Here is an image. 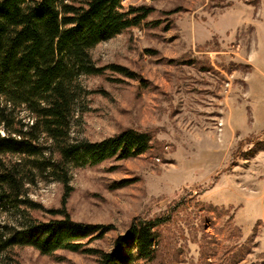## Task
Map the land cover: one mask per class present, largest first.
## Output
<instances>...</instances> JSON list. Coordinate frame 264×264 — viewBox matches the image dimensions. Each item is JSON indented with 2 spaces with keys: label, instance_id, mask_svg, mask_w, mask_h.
I'll use <instances>...</instances> for the list:
<instances>
[{
  "label": "rangeland",
  "instance_id": "1",
  "mask_svg": "<svg viewBox=\"0 0 264 264\" xmlns=\"http://www.w3.org/2000/svg\"><path fill=\"white\" fill-rule=\"evenodd\" d=\"M151 9L92 49L99 66L72 136L97 141L133 128L151 147L72 170L74 220L111 225L89 246L112 251L132 221L159 227L165 264H264V0H126ZM59 218L64 187H29ZM21 264H100L99 253L15 249ZM137 264H145L138 261Z\"/></svg>",
  "mask_w": 264,
  "mask_h": 264
},
{
  "label": "trees",
  "instance_id": "2",
  "mask_svg": "<svg viewBox=\"0 0 264 264\" xmlns=\"http://www.w3.org/2000/svg\"><path fill=\"white\" fill-rule=\"evenodd\" d=\"M126 0H0V264H21L15 249L99 253L100 264H165L157 261L159 227L168 218L136 219L112 251L89 244L111 225L74 220L67 210L72 170L109 159L138 156L151 147L148 132L133 128L92 141L72 136L92 93L84 76L124 66H99L92 49L139 25L149 7ZM54 180L64 187L59 218L40 219L42 205L29 187Z\"/></svg>",
  "mask_w": 264,
  "mask_h": 264
}]
</instances>
